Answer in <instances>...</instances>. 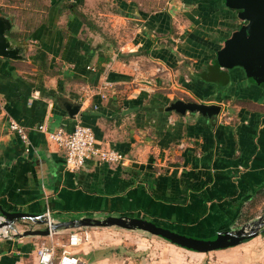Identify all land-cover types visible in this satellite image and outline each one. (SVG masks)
I'll return each mask as SVG.
<instances>
[{
    "label": "crops",
    "instance_id": "1",
    "mask_svg": "<svg viewBox=\"0 0 264 264\" xmlns=\"http://www.w3.org/2000/svg\"><path fill=\"white\" fill-rule=\"evenodd\" d=\"M0 18L17 54L0 56V216L49 212L55 224L140 217L207 237L264 217V89L241 68L211 66L243 24L222 0H0ZM168 97L221 111L169 113ZM66 104L78 107L73 118ZM77 123L124 164L66 169L64 150L39 127L71 132ZM30 220L7 222L15 231L0 239V264H39L41 245L82 264H163L157 252L166 248L207 254L146 234L136 236L143 248L117 244L126 237L117 231L144 232L115 227L59 228L50 237L44 222ZM226 250L237 264H264V234L218 251Z\"/></svg>",
    "mask_w": 264,
    "mask_h": 264
},
{
    "label": "water",
    "instance_id": "2",
    "mask_svg": "<svg viewBox=\"0 0 264 264\" xmlns=\"http://www.w3.org/2000/svg\"><path fill=\"white\" fill-rule=\"evenodd\" d=\"M224 6L237 13L243 24L227 38L222 47L214 53L211 66L214 68L231 70L241 68L249 83L264 88V0H222ZM6 24L0 18V56L14 59L16 50L10 48L5 38ZM70 118H73L78 107L65 105ZM166 112L178 115L199 114L202 117L214 118L221 111L217 104H205L176 100L168 104ZM6 222L20 217L32 218L34 216L22 213H6L1 215ZM43 222H39L41 224ZM115 227L129 231H141L151 236L161 238L172 245L195 253H209L218 250L232 248L241 244L247 238H253L264 227V217L244 226L238 230L216 233L205 238H191L170 229L156 225L154 222L140 217L106 216L104 218H81L61 224H55L54 229L59 228H109ZM27 235H47L43 232H26Z\"/></svg>",
    "mask_w": 264,
    "mask_h": 264
},
{
    "label": "built area",
    "instance_id": "3",
    "mask_svg": "<svg viewBox=\"0 0 264 264\" xmlns=\"http://www.w3.org/2000/svg\"><path fill=\"white\" fill-rule=\"evenodd\" d=\"M9 129L19 135L24 143L28 142L27 135L23 128L18 124L11 122ZM39 129L43 131L47 139L64 150V165L69 171L75 172L83 168L88 160H96L103 164L123 165L124 158L121 154L113 149L103 147L96 139L91 128L77 123L71 132L58 130L49 132L44 126ZM33 223L44 222L47 226L49 236L52 237L56 230L55 223L50 218L49 212L42 216H36L30 220ZM6 222L0 216V224ZM15 229L10 224H4L0 227V239H9L13 236ZM80 242L77 235L69 237V245L76 246ZM36 258L39 264H82L81 260L74 254L63 251L59 256L51 246L41 245L36 251Z\"/></svg>",
    "mask_w": 264,
    "mask_h": 264
},
{
    "label": "rangeland",
    "instance_id": "4",
    "mask_svg": "<svg viewBox=\"0 0 264 264\" xmlns=\"http://www.w3.org/2000/svg\"><path fill=\"white\" fill-rule=\"evenodd\" d=\"M254 87H256V86H254ZM257 88H259V87H257ZM263 89L264 88H260L259 90H263ZM173 97L175 99L176 95ZM161 101L166 104L165 106H167L169 103L173 102V99L171 100L168 97V98L162 99ZM156 225H158V224H156ZM161 225H163V224H161ZM162 227L168 228L167 225L166 226L163 225ZM170 227L171 228H168V229H170L172 232L177 233V231H178L177 229L172 228V226H170ZM76 230H75V232H78ZM112 230H115V229H112ZM117 232L118 233L121 232L123 234H126L125 235L126 237H122V238L117 239V244H121L122 241H127V242H130L132 244L131 247L137 246L138 248H143V247L139 243H136L138 240L136 238V236L140 235V234L150 235L147 233H139V232H135V233H126V231H117ZM127 232H130V231H127ZM71 233H73V232H71ZM181 233H182V235H186V236L191 237V238H194V237L198 238V239L208 238L205 234L197 233L195 230L194 231H187V232H180V234ZM130 234H132V235H130ZM209 237H211V236H209ZM102 243H103V241H102ZM169 244H171V243H169ZM117 246H119V245H117ZM147 248L149 249V246ZM140 250L142 251L143 249H140ZM157 255H159L160 258L163 259V262H164L163 264H237V262H238L237 253L235 255H232L231 253H228L227 250L226 251H218L217 253H207L206 255L188 254V253L182 251L180 256H177V255L173 254L168 248H166V249L159 250V252H157ZM147 258L149 260V256H143L142 257V259H147ZM160 261L162 262V260H160Z\"/></svg>",
    "mask_w": 264,
    "mask_h": 264
},
{
    "label": "trees",
    "instance_id": "5",
    "mask_svg": "<svg viewBox=\"0 0 264 264\" xmlns=\"http://www.w3.org/2000/svg\"><path fill=\"white\" fill-rule=\"evenodd\" d=\"M160 106H162V110H163V105H160ZM263 234H264V229H263V231H261ZM247 240H249V238H247V239H245L243 242H245V241H247Z\"/></svg>",
    "mask_w": 264,
    "mask_h": 264
}]
</instances>
